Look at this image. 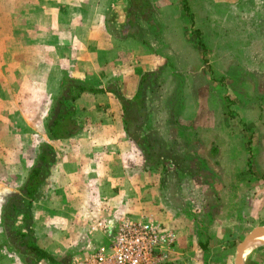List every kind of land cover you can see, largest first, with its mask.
<instances>
[{"label": "crops", "instance_id": "crops-1", "mask_svg": "<svg viewBox=\"0 0 264 264\" xmlns=\"http://www.w3.org/2000/svg\"><path fill=\"white\" fill-rule=\"evenodd\" d=\"M195 1L199 2L200 16L192 9ZM190 2V12L193 11L195 18L199 19V32L205 40V48L214 53V59L210 63L219 67L215 72L217 77L231 79L232 83L245 88L244 91H249V85L252 91H256L259 84H264V0ZM123 10L127 14L128 0H43V82H47L52 70H57L61 75L60 83L69 77L68 79H76L82 84L104 89L103 92H83L75 99L74 119L77 131L73 135L55 140L47 138L55 157L47 167L43 179V232L47 234L43 237V248L50 250L59 259L61 254L56 252L58 247L54 248L52 240L54 231L57 236L58 233L63 236L61 239L58 236L59 240L55 244L64 248V228L77 229L85 225L91 227L98 219H103L108 226L112 220L127 217L147 225L151 223L160 226L172 234L174 243L160 263L170 264V255L179 238V234L171 226L176 224L174 221H184L187 218L180 213L179 201H169L170 207L165 202L164 183L161 179L166 176V183H171L170 176L174 179L181 173L185 178L191 175L185 169L173 168L167 160L164 162L168 171H163L158 162L147 164L140 145L126 132L121 100L110 90L117 89L126 100H132L145 75L153 77L161 74L159 82L183 77L186 84L183 88V101L174 111L176 123L180 126L176 124L177 128L173 131L183 129L184 138L181 143H173L161 135L159 126H153L151 130L156 131L154 134L161 145L172 154L183 156L185 160L194 158L202 161L210 156L211 150L217 155L229 147L227 143L235 142V148L241 150L240 156L243 151L240 147H245L244 162L247 167L248 144L243 142L242 136L229 134L223 123L222 112H219V119L216 114H212V109L208 112L209 91L204 66L209 62L205 60V65L196 63L193 66L186 59L180 61L182 63L175 61V55L170 54L168 57L173 60L164 64V60L142 49L135 34H128L124 28ZM178 15L177 26L173 29L182 35L180 21H185L188 17L186 14ZM228 26L231 28L226 29ZM229 50L232 51L230 59L225 53ZM197 51L198 49L196 55L199 57ZM184 65L188 68L183 67ZM222 67L228 68L226 73L220 70ZM253 93L252 97L245 96L247 101L244 102L247 103L243 102L241 110H236L237 116L243 124H250L252 131L256 127H262L258 130V135L253 133L258 136L261 145H264V118L261 117L264 114V103H255L256 92ZM259 98L264 100V95ZM146 104L145 99V106ZM151 114L150 123H155L157 114L153 111ZM260 119L262 122H259ZM227 129L230 131L228 126ZM1 141L0 139V179H10L9 163L13 168V162H21L22 159L17 158L16 152H9L6 144ZM253 155L250 157L251 165ZM214 159L210 156L209 160ZM225 161L223 155L222 166ZM16 169L14 167V171ZM235 173L236 179L239 177L237 171L228 173L223 168L220 175L224 180L226 174L234 176ZM250 174L254 179L261 180L259 176ZM222 184L223 187L232 186V192L235 193V183L225 184L222 181ZM1 194L4 191L0 190V201ZM37 207L34 211L36 214L40 212L39 206ZM190 214L198 215L197 212ZM96 237H99L97 233L90 236L91 243L97 241ZM209 240L198 241L202 252L201 256H197L201 257L200 264H227L228 257L225 260L223 258L222 263L217 260V256L211 257L209 261ZM204 242L206 248L203 250L201 243ZM235 253L236 249L234 258ZM8 257L12 255L8 254ZM234 258H231L232 264ZM35 264H44V261ZM243 264H264V251L251 254Z\"/></svg>", "mask_w": 264, "mask_h": 264}, {"label": "rangeland", "instance_id": "rangeland-1", "mask_svg": "<svg viewBox=\"0 0 264 264\" xmlns=\"http://www.w3.org/2000/svg\"><path fill=\"white\" fill-rule=\"evenodd\" d=\"M146 1L152 8L139 4L138 12H136L139 14V18H136L135 23L129 22L128 10L127 14L124 10L122 11V15L125 16L124 28L128 32L135 31L134 36L143 46V50H148L161 58L164 60V64L173 60L168 57L170 54L175 55V61L182 63L180 61L186 59L188 64L193 66L196 63L205 65V60L209 63L213 61L214 53L211 50L202 52L200 48L196 47L197 38L194 29L200 31V25L199 19L195 18L193 11L190 12V15L186 14L188 18L185 21H180L184 34L180 35L173 29L177 26L176 17L179 16L178 13L181 16L185 14L182 9L185 0ZM188 4L191 5L190 0H188ZM192 9H195L197 15L200 16L198 1L192 3ZM226 22H231V20H226ZM130 25H133L132 28H128ZM200 37L205 42L201 32ZM169 44L171 45L170 48L168 47ZM188 44L192 49L188 47ZM166 47H168L169 52H167ZM197 49L199 57L196 55ZM225 53L228 59L232 57L231 50ZM209 63L204 66L209 91L207 97L208 112L212 109V114H216L218 119L220 118L219 112H222L223 123L229 134L242 136L243 142L248 144L246 147L254 152V155L251 153L254 156L251 160L252 169L261 180L254 179L250 174L251 171L248 170V165L247 167L245 165L246 153L244 151L246 152V150L244 145L240 147L243 150L242 156H240L241 150L235 148V142L227 143L229 147L224 148L220 154L216 155L211 150L210 156L214 157V160H209L210 156L202 159V161L194 158L191 160L184 159L182 161L183 168H186L185 170L191 169L193 173L191 177L185 178L181 173L174 179L170 176L171 183H166L167 178L164 176V185L162 186H164L163 198L166 196L165 202L177 203L179 201L180 213L187 218H184V221H174L176 224L171 226L175 233L179 234V238L170 255V264H200L201 257L197 256H201L202 252L198 247V241H204L207 238L210 239L207 257L209 261H211V257L217 256V260L222 263L223 258L225 260L228 257V263H226L232 264L231 258H234L236 246L250 232L264 227V145H261L257 136L258 130L262 127H258V129L256 127L255 131H252L250 124H243L240 121L241 118L238 119L236 111L237 109L241 110L243 102L247 101L245 96L252 97L253 92H256L254 102H258V105L264 103V100L259 98L264 95V84H259L256 91H252L251 85H249V91H244L245 88L232 83L231 79L224 78L220 81L215 73L219 67ZM183 67L188 68L186 65ZM227 69V67L220 68L223 73H226ZM159 75L148 76L147 79H144L143 101L145 106L146 99L147 106L145 109L147 112L145 118H140L132 106L130 118L137 119L131 122L129 130L132 134L134 133L133 135L143 137L148 132L155 133L156 131L151 130V128L159 126L161 135L165 139L168 141L170 139L176 144L181 143L184 138V130L173 131L177 128L176 124L178 127L180 126L179 123H176L174 111L183 101V88L186 84L183 77L178 76L177 78L175 75L172 76L176 80L168 78L164 82H159ZM60 77V72L52 70L47 82H43V0H0V139L2 140L1 143L6 144V149L9 152H16L17 158L22 159L21 162L17 160L13 162L14 167L17 168L15 171L12 164L9 163L11 180L7 177L0 179V190L1 192L4 191L5 194H1L2 200L0 201L1 264H30L33 261V256L17 245L20 240L14 242L5 236L4 227L6 225L2 206L9 194L19 191L29 168L34 163L39 146L47 142L45 122L51 107L62 90L64 82H59ZM68 78L66 77L64 81H67ZM227 87H229V91H227ZM163 96L164 98H162ZM152 111L157 114L154 119L155 123L154 121L150 123ZM261 117L264 118V114H261ZM261 120L259 122H262ZM136 124H140V128L135 129ZM253 132L257 135H254ZM143 144L146 148L147 141L144 140ZM223 155L226 161L222 166ZM223 168L228 173L237 171L239 180L238 178L235 179L236 173L234 176L226 174L222 180L220 172ZM222 181L225 184L235 183V193L232 192V186L223 187ZM37 194L36 199L31 203V221L28 226L33 231L35 242L43 248V237L47 235L43 232V182ZM168 204L170 207V203ZM37 206H39L40 212L36 214L34 211L37 210ZM193 212H197L198 215L190 216V213ZM102 220L98 219L95 221V226L91 225V227L85 225L77 229L64 228V248L55 244L59 240L58 236L60 239L63 236L60 233L57 236V232L54 231L52 235L54 248L58 247L56 252L61 254L59 259L64 264H72L76 258H82L93 249L109 243L107 222L104 223ZM117 221L112 220L108 226L115 227ZM26 222L22 216H19L17 219L10 217L8 223L14 229L26 231ZM94 233H97L99 237H96L97 241L91 243L89 238ZM261 251H264V244L256 246L247 257ZM8 254H11L12 257H8ZM44 264L49 263L44 261Z\"/></svg>", "mask_w": 264, "mask_h": 264}, {"label": "trees", "instance_id": "trees-1", "mask_svg": "<svg viewBox=\"0 0 264 264\" xmlns=\"http://www.w3.org/2000/svg\"><path fill=\"white\" fill-rule=\"evenodd\" d=\"M143 4L145 7H150V4L146 0H128V20L129 22L135 23L137 21V17L139 18L138 5ZM136 5V6H135ZM183 12L185 14L190 15V8L188 5V0L183 2ZM135 12V13H134ZM141 13V11H140ZM191 17V16H190ZM141 19V18H140ZM128 23V22H127ZM130 25L128 28H132ZM133 33L135 31H129L128 34ZM195 36L197 38V46L202 50V52L207 51L205 45L200 37V32L194 29ZM150 77V75H148ZM147 79V76L142 78L141 83L139 85V90L135 97L132 100H126L124 97L120 95L117 89H112L110 91L114 92L115 95L121 100L122 110H123V119L125 124L126 132L137 141L140 145L144 155L145 160L148 165H153L155 162H158L161 165L163 171H168L165 165V160L168 161L169 165H171L175 169L183 170L182 161L184 159L183 156L172 154L169 150L165 149L160 140L157 139L156 135L153 132H148L143 137H139L138 135H133L129 130V125L131 124L134 118H130L131 116V108L134 107V111L137 116L140 118L145 116L144 112V79ZM222 81L223 79H219ZM103 88H95L89 85L82 84L76 79H68L64 81L62 90L60 95L56 98L53 106L51 107L48 116L45 122V132L47 138L49 140L62 139L67 138L73 135L77 131V123L74 119V101L79 97V95L83 92H103ZM138 117V118H139ZM145 118V117H144ZM143 123L145 121L143 120ZM140 128V124H136L135 129ZM153 137V138H152ZM144 140L147 141L144 148ZM251 151L248 148V170L254 174L252 169V165L250 164ZM55 153L53 147L49 142H45L43 145L39 146L33 165L29 168L22 185L20 186L19 191L12 192L7 197L6 201L2 206L3 217H5V236L7 239L11 241H19L17 243L18 246L22 247L25 251L30 253L33 256V261L30 264L38 263L39 261H47L49 264H64L62 260L55 258L50 252L41 248L36 242L33 235L32 229L28 226L31 221V203L37 197V192L40 185L43 182L45 174L47 172V167L54 160ZM189 175H193L191 169L187 170ZM163 181V178L161 179ZM162 183V182H161ZM22 216L26 222L27 230L20 231L14 229L12 225L9 226V218L17 219V217ZM201 248L204 250L206 248L205 242L201 243Z\"/></svg>", "mask_w": 264, "mask_h": 264}, {"label": "built area", "instance_id": "built-area-1", "mask_svg": "<svg viewBox=\"0 0 264 264\" xmlns=\"http://www.w3.org/2000/svg\"><path fill=\"white\" fill-rule=\"evenodd\" d=\"M106 228L109 243L72 264H160L174 243L172 234L160 226L127 217Z\"/></svg>", "mask_w": 264, "mask_h": 264}, {"label": "water", "instance_id": "water-1", "mask_svg": "<svg viewBox=\"0 0 264 264\" xmlns=\"http://www.w3.org/2000/svg\"><path fill=\"white\" fill-rule=\"evenodd\" d=\"M262 228V227H261ZM258 229L260 228H257L255 229L254 231L250 232L245 238L243 241H241L237 246H236V253H235V258H234V264H243L247 255L254 249L256 248V246H258L259 244H264V242H260L258 245H256L255 247H252L250 249L249 252H245L244 254V250H245V247L246 245L251 241L253 240L254 238L256 237H259V236H264V230L262 231H259Z\"/></svg>", "mask_w": 264, "mask_h": 264}, {"label": "bare ground", "instance_id": "bare-ground-1", "mask_svg": "<svg viewBox=\"0 0 264 264\" xmlns=\"http://www.w3.org/2000/svg\"><path fill=\"white\" fill-rule=\"evenodd\" d=\"M259 231L264 230V227L258 229ZM260 242H264V236H259L251 240L245 247L244 254L245 252H249L252 247H255L258 245Z\"/></svg>", "mask_w": 264, "mask_h": 264}]
</instances>
